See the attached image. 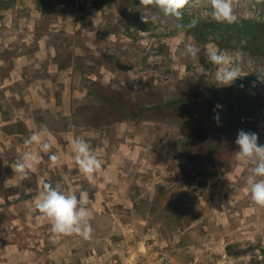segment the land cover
<instances>
[{"label": "rangeland", "instance_id": "rangeland-1", "mask_svg": "<svg viewBox=\"0 0 264 264\" xmlns=\"http://www.w3.org/2000/svg\"><path fill=\"white\" fill-rule=\"evenodd\" d=\"M33 4L37 35L57 28L47 40L55 49L22 65L10 56H35V46L0 48V123L11 122L0 126V144L21 135L6 144L8 163L0 160V174H12L8 187L0 184V264H264V207L246 184L253 165L235 155L240 130L264 145V54L252 51L256 43L200 41L139 0ZM8 7L21 26L30 3L0 0V13ZM233 8L237 20L264 23V0H233ZM210 11L207 0H193L182 23H214ZM187 44L200 49L196 59L181 54ZM210 47L227 51L243 77L220 86ZM44 126L53 134L47 153L24 143ZM73 137L102 161L95 183L74 161ZM26 151L40 162L19 180L11 165ZM44 183L88 192L90 239L53 238L37 219Z\"/></svg>", "mask_w": 264, "mask_h": 264}, {"label": "clouds", "instance_id": "clouds-1", "mask_svg": "<svg viewBox=\"0 0 264 264\" xmlns=\"http://www.w3.org/2000/svg\"><path fill=\"white\" fill-rule=\"evenodd\" d=\"M193 0H139V5L143 7H154L165 17L175 18L177 27L181 29H191L195 27V21L185 25L182 23L184 10L190 7ZM207 6L211 9L205 15H210L218 23L233 24L237 22L234 14L233 0H207ZM157 16H152L155 21ZM149 17L142 16V22L148 23ZM200 49L192 44L185 45L181 53L196 59ZM208 60L217 66L215 79L220 86H231L237 78L243 77L241 69L237 66L233 58L227 51L219 48H209ZM217 107H220L217 105ZM214 119L219 123V117ZM45 135L51 137V133L44 126L40 131L31 134L25 141L26 146L36 145L42 152H49L52 144ZM258 134L240 130L235 140L239 150L236 151V159L248 162L253 167L250 169L246 184L250 191L252 201L264 207V145L258 144ZM70 149L74 154V161L79 170L86 176L89 183H95V174L102 170V161L92 146L81 137H73L70 140ZM53 166H58L60 157L56 154L49 156ZM40 162V157L36 151H26L22 157L11 165L15 177L24 180L28 177L29 171L35 169V165ZM259 178V179H258ZM6 183V182H5ZM90 203L89 194L81 191L79 197L74 192H63L59 185L53 186L51 183H44L42 190L34 199V209L38 210L37 219L45 220L50 225V232L55 238L58 235H79L84 239H90L93 229L90 223L91 213L87 207Z\"/></svg>", "mask_w": 264, "mask_h": 264}, {"label": "crops", "instance_id": "crops-1", "mask_svg": "<svg viewBox=\"0 0 264 264\" xmlns=\"http://www.w3.org/2000/svg\"><path fill=\"white\" fill-rule=\"evenodd\" d=\"M23 2L30 3V11L27 14H24L22 16L21 21L23 24L21 26L15 25V19L13 16V9L8 7L6 10H4L0 13L3 16L2 22H0V48L5 46L9 50H14L16 43H19V44L21 43L24 48H26V46H30V45L35 46L38 49V51H40V53L36 54L35 56L29 55V57L26 58L25 52L22 54H17L16 56H14L13 54L10 56V60H12L13 64H15V62H17L18 64H22V65L23 64L29 65V64H32L34 61H37L36 58H40V56H41V54H43V52L46 54V57L54 55V49L55 48H54L53 44H50L47 40L49 38L48 33L49 32H57V28L55 25H53V26L50 25L47 27L45 33L41 34L40 36H39V34L37 35V33H36L37 27L35 25V22L32 23V21H33V9L35 8L33 2L34 3L38 2V0H23ZM16 6L18 7V4ZM16 6L15 5L13 6L14 9L16 8ZM55 6L61 7V5H55ZM58 30H62V27H58ZM17 49H19V48H17ZM0 63H2L1 60H0ZM12 72H14V71H12ZM12 72H10V77H6L7 82L10 81V78L14 77ZM8 83H6V84L8 85ZM7 93H9V92L7 91ZM51 96L55 97L54 93ZM53 106L55 107L54 104H53ZM14 122H15V120H14ZM25 122H27V123H25ZM10 123H11L10 121L1 122L0 126L9 125ZM24 123H25L26 128L28 130H31L33 128V126H31L28 123V121L25 120ZM41 129L39 128V131ZM15 136H21V135L10 134V135L6 136V138H7L6 141L2 140V142H1L2 144H0V160H1V162L2 161L6 162V160L3 157L4 150L9 148L6 144H10L11 140H14ZM45 137L51 138V137H53V134L51 133V137H48L47 135H45ZM6 163H8V162H6ZM11 175L12 174H10L9 171L5 175L0 174V180H1L0 184L4 187H8L9 186V178L11 177ZM0 200H1V198H0Z\"/></svg>", "mask_w": 264, "mask_h": 264}, {"label": "trees", "instance_id": "trees-1", "mask_svg": "<svg viewBox=\"0 0 264 264\" xmlns=\"http://www.w3.org/2000/svg\"><path fill=\"white\" fill-rule=\"evenodd\" d=\"M185 25L189 23H183ZM188 32L193 34L200 41L210 37L212 41L229 42L237 38L248 40L250 43L255 44L250 48L257 54H264V23L237 20L233 24L214 22L211 24L197 23L194 28L187 29Z\"/></svg>", "mask_w": 264, "mask_h": 264}]
</instances>
